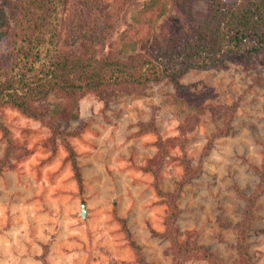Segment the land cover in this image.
I'll return each instance as SVG.
<instances>
[{"label":"rangeland","instance_id":"1","mask_svg":"<svg viewBox=\"0 0 264 264\" xmlns=\"http://www.w3.org/2000/svg\"><path fill=\"white\" fill-rule=\"evenodd\" d=\"M211 1L96 0L114 42L98 53L181 45ZM16 11L0 0V68ZM37 105L0 104V264H211L197 246L264 264V52Z\"/></svg>","mask_w":264,"mask_h":264},{"label":"trees","instance_id":"2","mask_svg":"<svg viewBox=\"0 0 264 264\" xmlns=\"http://www.w3.org/2000/svg\"><path fill=\"white\" fill-rule=\"evenodd\" d=\"M96 3L74 8L69 22L64 18L67 0H17L9 33L12 58L0 68V104L41 119L37 102L49 94L175 79L190 68L217 66L231 54L264 52V0H213L195 20L196 38L188 34L181 45L128 57L98 53L97 46L103 50L105 42H111L106 40L112 24ZM196 248L214 264L205 247Z\"/></svg>","mask_w":264,"mask_h":264}]
</instances>
